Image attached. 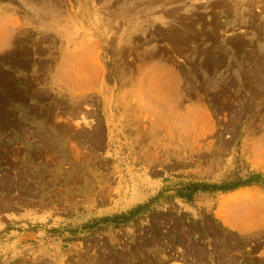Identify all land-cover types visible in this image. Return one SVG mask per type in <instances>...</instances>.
<instances>
[{"label":"rangeland","instance_id":"374dc122","mask_svg":"<svg viewBox=\"0 0 264 264\" xmlns=\"http://www.w3.org/2000/svg\"><path fill=\"white\" fill-rule=\"evenodd\" d=\"M0 264H264V0H0Z\"/></svg>","mask_w":264,"mask_h":264},{"label":"crops","instance_id":"0c3cea01","mask_svg":"<svg viewBox=\"0 0 264 264\" xmlns=\"http://www.w3.org/2000/svg\"><path fill=\"white\" fill-rule=\"evenodd\" d=\"M250 193V191H248V190H246V189H240V190H237V191H235L234 193H233V195H236V196H238V195H246V194H249Z\"/></svg>","mask_w":264,"mask_h":264},{"label":"bare ground","instance_id":"6f19581e","mask_svg":"<svg viewBox=\"0 0 264 264\" xmlns=\"http://www.w3.org/2000/svg\"><path fill=\"white\" fill-rule=\"evenodd\" d=\"M66 130V129H65ZM74 137H75V135H74Z\"/></svg>","mask_w":264,"mask_h":264}]
</instances>
